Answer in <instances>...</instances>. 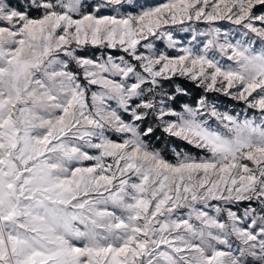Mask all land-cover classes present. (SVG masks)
Here are the masks:
<instances>
[{
  "label": "snow or ice",
  "instance_id": "1",
  "mask_svg": "<svg viewBox=\"0 0 264 264\" xmlns=\"http://www.w3.org/2000/svg\"><path fill=\"white\" fill-rule=\"evenodd\" d=\"M0 264H264V0H0Z\"/></svg>",
  "mask_w": 264,
  "mask_h": 264
},
{
  "label": "rangeland",
  "instance_id": "2",
  "mask_svg": "<svg viewBox=\"0 0 264 264\" xmlns=\"http://www.w3.org/2000/svg\"><path fill=\"white\" fill-rule=\"evenodd\" d=\"M181 36H184L185 34L181 33L180 34ZM162 49H163V45H161ZM215 94H209V96H214ZM219 101L221 103V106L224 107V108H227L229 110H239V108L241 106L239 105H234V102L228 100L227 98L225 97H219Z\"/></svg>",
  "mask_w": 264,
  "mask_h": 264
},
{
  "label": "trees",
  "instance_id": "3",
  "mask_svg": "<svg viewBox=\"0 0 264 264\" xmlns=\"http://www.w3.org/2000/svg\"><path fill=\"white\" fill-rule=\"evenodd\" d=\"M176 143H177V145H179L180 147H184V146L182 145L181 142L177 141ZM187 150L191 151L192 154H195V153H196V150H194V149H190V148H189V149H187ZM168 158H169L170 160H171V159H174V157L172 156L171 153L168 154Z\"/></svg>",
  "mask_w": 264,
  "mask_h": 264
}]
</instances>
